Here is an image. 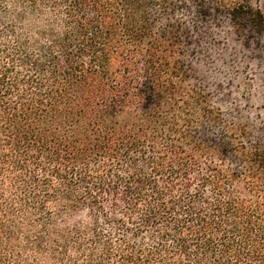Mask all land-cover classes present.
<instances>
[{"label":"trees","instance_id":"trees-1","mask_svg":"<svg viewBox=\"0 0 264 264\" xmlns=\"http://www.w3.org/2000/svg\"><path fill=\"white\" fill-rule=\"evenodd\" d=\"M186 2L264 36V3ZM180 8L0 0V264H264V126L197 84Z\"/></svg>","mask_w":264,"mask_h":264},{"label":"rangeland","instance_id":"rangeland-1","mask_svg":"<svg viewBox=\"0 0 264 264\" xmlns=\"http://www.w3.org/2000/svg\"><path fill=\"white\" fill-rule=\"evenodd\" d=\"M235 1V0H232ZM250 1L263 5L264 0ZM163 22L185 44L184 60L196 75L197 84L212 93L216 106L261 132L264 126V36L246 45L230 19L211 12L205 18L189 3Z\"/></svg>","mask_w":264,"mask_h":264}]
</instances>
